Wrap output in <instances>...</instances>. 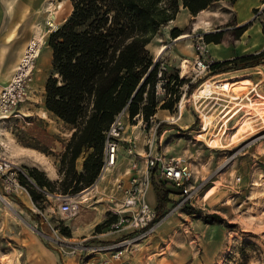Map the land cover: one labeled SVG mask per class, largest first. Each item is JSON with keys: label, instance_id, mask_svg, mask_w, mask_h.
Instances as JSON below:
<instances>
[{"label": "rangeland", "instance_id": "374dc122", "mask_svg": "<svg viewBox=\"0 0 264 264\" xmlns=\"http://www.w3.org/2000/svg\"><path fill=\"white\" fill-rule=\"evenodd\" d=\"M21 3L25 7L26 44L36 31L42 34L43 42L34 58V69L26 80L25 98L14 111L17 116L0 119V154L17 164L20 175L28 180L29 169L35 168L47 177L46 170L50 166L57 174L55 180H59L62 177L58 172L60 155L72 130L44 108V84L51 74V49L47 45V36L68 16L71 7L68 0H21ZM242 14L243 11H239V16ZM248 24L252 25L251 36H255L254 25H257L258 33L264 37V1L257 11H253ZM172 25L179 27L180 34L169 39L165 34ZM239 27L230 4L216 0L195 16L189 13L182 21L174 24L169 21L159 28L147 46L154 60L161 61L167 75L176 73L179 79L187 80L179 87L180 96L170 109L157 107L146 125V136L157 144L158 151L166 159H183L195 173L196 180L203 183L204 190L207 189L206 201L192 210L199 212L185 210L144 236L129 234L127 238L131 240L122 256L113 259L110 252L98 249L122 238L121 232H112L105 226L99 231L105 234L101 240L90 237L95 235L94 232L88 237L70 238L66 222L71 218H66L58 209V203L66 193L55 190L34 202L26 187V191L18 190L11 195H6L0 187V196L8 203L5 205L0 199V264H35V260L39 264L51 260L53 264H85V261H88L87 264H264V65L210 70L206 76L210 80L194 94L195 106L201 104L202 107L214 100L202 99L201 88L205 96L213 95L215 90L226 91L224 89L241 85L245 87V91L240 93L243 97L250 91L246 90L249 86L258 84L257 90L262 93H259V102L254 106H242L244 110L253 109L252 113L246 117L242 111L237 114L228 124L232 127L222 132L221 139V132L216 130L222 106H229L228 103L219 101L220 105H213L214 102L207 105L206 108L212 106L210 112L216 109L213 115L216 118L209 131H203L205 134L202 135L200 120L187 99L203 79H194L189 70L190 64L183 75L177 62L173 60L169 63V55L155 58L152 52L163 44L168 50L184 47L192 53V62L195 58L193 45L203 39L204 34L221 33L220 41L233 43ZM182 35L186 37L179 39ZM240 48H216L212 45L208 57L214 60L212 52L217 57L226 55L228 51L239 52ZM261 50L257 48L253 53ZM164 82L159 81V86L155 88L156 96L161 99L170 96L168 92L172 85L169 82L164 88ZM218 82L225 84L216 85ZM3 84L0 83V89ZM189 85H194L190 91ZM183 94L182 103L185 106L178 114ZM199 96L200 102L196 103ZM249 96H253V92ZM257 107L259 112L262 110L260 113L256 111ZM203 116L208 125L212 114ZM245 119L248 124L241 133L243 129L239 126ZM211 132L218 133L210 135ZM87 151L82 155H86ZM151 191L152 197L150 199L149 193L147 199L152 205L155 197ZM66 233L70 236L67 237ZM116 234L119 236L108 238ZM27 249L30 252L35 250V253L30 254ZM96 255L104 257L93 258Z\"/></svg>", "mask_w": 264, "mask_h": 264}, {"label": "trees", "instance_id": "16d2710c", "mask_svg": "<svg viewBox=\"0 0 264 264\" xmlns=\"http://www.w3.org/2000/svg\"><path fill=\"white\" fill-rule=\"evenodd\" d=\"M214 1L68 0V16L47 36L51 74L44 84V108L72 131L60 155L61 179L50 180L35 168L28 170L30 180L20 175V183L32 201L55 190L73 195L94 181L102 162L104 132L121 110L125 108L130 119L139 114L148 123L158 106H173L180 96L179 87L187 80L179 79L176 73L167 75L147 46L159 28L175 18L180 5L195 16ZM247 27L248 24L240 26L236 36ZM170 34L176 37L180 30L173 28ZM220 40L221 33L203 35L206 44ZM259 64L264 65V47L257 53L213 61L210 70ZM161 80H165L164 88L172 82L166 99L155 94ZM193 87L189 85L188 90ZM86 149L89 151L78 171L76 161ZM165 201L158 196L157 208ZM109 222L110 219L97 225L95 231Z\"/></svg>", "mask_w": 264, "mask_h": 264}, {"label": "built area", "instance_id": "2783aa9c", "mask_svg": "<svg viewBox=\"0 0 264 264\" xmlns=\"http://www.w3.org/2000/svg\"><path fill=\"white\" fill-rule=\"evenodd\" d=\"M193 50L195 58L190 63L189 70L194 79H203L200 82L202 83L210 79L206 76L214 60L208 57L207 44L203 39L195 42ZM161 68L164 69V67ZM27 78L28 75L23 74L22 69L19 68L13 72L8 84L1 88L0 119L17 116V112L14 111L25 98ZM215 81L218 80H212V82ZM158 86L159 83L156 87ZM250 92L252 91L250 90L246 95L249 96ZM246 95L239 100L246 98ZM184 96L183 94L180 99L178 114L185 106V103H182ZM200 99L198 97L196 103H199ZM190 102L200 120L202 130L203 114L214 115L216 110L210 112L212 106L206 108L207 105L210 102H214L213 105L217 103L209 101L202 107H200L201 104L196 107L192 98ZM224 110L225 112L222 113ZM230 110L231 108L227 105L222 106L220 111L222 120L220 119L216 131L226 132L231 128L228 124L234 117L235 109L223 118ZM215 118L216 116L212 122ZM146 125L147 123L139 114L130 119L125 108L115 115L104 132L102 162L96 178L83 190L73 195L67 194L58 203L60 213L66 218L75 217L81 205L93 210H96L98 205H103L104 220L110 219L106 227L112 232H121L122 238L98 250L110 252L113 259H119L122 256L131 240L127 238L129 234L137 236L149 234L171 217L188 209L195 210L206 201L203 183L196 180L195 173L183 159H166L158 151L157 144L150 139V136H146ZM141 136H143L142 141ZM120 153L129 159L128 167L122 173L117 170ZM19 177L18 165L0 154V187L6 195L16 194L18 190L26 191ZM151 189L156 200L158 196L160 200H166L162 208H157V204L148 203L147 195ZM87 262L85 261V264Z\"/></svg>", "mask_w": 264, "mask_h": 264}, {"label": "crops", "instance_id": "0c3cea01", "mask_svg": "<svg viewBox=\"0 0 264 264\" xmlns=\"http://www.w3.org/2000/svg\"><path fill=\"white\" fill-rule=\"evenodd\" d=\"M226 3L228 2L231 6V9L235 15L236 22L238 26H242L244 24H248L250 20L252 19V14L254 9L259 8L264 0H224ZM239 11H243V14L239 16ZM25 7L24 3H21V0H0V83H4L3 85L7 84L9 81L14 67L16 63L18 62V59L20 55L22 54L25 46H26V32H25ZM186 16H189V11L186 8L180 7L179 11L177 12L175 18L171 20V23H175L178 20L182 21L186 18ZM168 26V25H167ZM170 26V25H169ZM256 26L255 29V36H251L250 32L252 30V25L248 24V27L237 37L233 40V43L228 42V40L220 41L219 43H209L207 44L208 50L210 51V46L214 45V47H242L240 48L239 52L228 51L226 55L223 56H215L212 52V56L214 60H227L233 57L240 56L241 54L246 53H253L255 50L263 48L264 47V37L261 34L258 33L259 26ZM166 27V26H165ZM170 29L166 30V36L171 39V30L173 28H179L176 25H172V27H169ZM174 38V37H173ZM164 45V44H163ZM158 47L156 48V51H152L154 53V57H162L164 55H169V63L170 61L177 62V66L181 68V63L184 59L189 61L190 64V58L192 56V53L188 51L187 49H184V47H173L172 50H168L167 47L163 49V51L159 52ZM180 64V66H179ZM219 81V80H218ZM229 81V80H226ZM225 84V83H224ZM223 83L218 82L216 85L224 86ZM255 86H249L246 90H251L253 92V96H247L243 100H239L242 98L240 96V93L245 91V87L241 85H235L230 87V89H224L226 91H218L215 90L213 95H219L225 97V100L229 102V108L235 109V112L233 116L235 117L239 112H244L243 116L246 117V113L244 108L245 105H251L254 106L256 102H259V91L257 90L258 84H254ZM224 88V87H223ZM223 90V89H222ZM236 92L238 94L236 95ZM249 92V91H248ZM262 94V93H260ZM264 95V94H263ZM262 97V96H261ZM221 98V97H220ZM224 99V98H222ZM248 112L252 113V110H247ZM233 117V118H234ZM232 118V119H233ZM248 117L247 119H249ZM230 119V118H229ZM242 122V121H241ZM241 125V124H240ZM240 127V126H239ZM237 131V130H236ZM221 132V130L219 131ZM205 134V133H204ZM202 133V135H204ZM207 134V133H206ZM223 133L221 132V139ZM123 153H120V156L118 158V164H117V170L119 172H123L127 169L129 159L122 155ZM85 155H81L77 161H76V168L78 171L81 170L82 161ZM47 177L50 180H55L57 178V174L55 172V169L53 166H50L47 170ZM126 177V176H125ZM126 179V178H125ZM150 199L152 197V191L150 192ZM148 193V194H149ZM149 196V195H147ZM155 200L152 203V205H155L157 203L156 196L154 195ZM103 205H98L96 210L82 207L81 211L79 212V217H73L69 219L66 222V226L69 228L71 237L70 238H77V237H88L92 235L94 232L95 235L90 236L95 240H101V238H105L104 233H99V231H95V227L97 225H100L104 221V212L102 209ZM102 229V228H101ZM103 230V229H102ZM119 234L111 235L108 238H116ZM28 250V249H27ZM29 251V250H28ZM29 253L34 254L35 250H32V252L29 251ZM104 255H96L93 258L100 259ZM35 257V256H34ZM38 257V256H37ZM36 258V257H35ZM35 264H39L37 260H35ZM46 264H53V261L51 260L49 263ZM106 264H112V263H106Z\"/></svg>", "mask_w": 264, "mask_h": 264}, {"label": "bare ground", "instance_id": "6f19581e", "mask_svg": "<svg viewBox=\"0 0 264 264\" xmlns=\"http://www.w3.org/2000/svg\"><path fill=\"white\" fill-rule=\"evenodd\" d=\"M182 37H186V36H184V35H182V36H180L179 37V39H181ZM42 42H43V36H42V34L39 32V31H36V33L28 40V42H27V44H26V46H25V48H24V50H23V52H22V54L20 55V57H19V59H18V62L16 63V65H15V67H14V70H13V72L15 71V70H17V69H19V68H21L22 69V72H23V74H25V75H30L31 73H32V71H33V69H34V58L36 57V54H37V52L39 51V49L41 48V46H42ZM165 47H164V45H161L160 47H159V52H161V51H163V49H164ZM23 61V62H22ZM21 63H24V65H21L20 66V64ZM191 63V62H190ZM188 65H189V61L188 60H186V59H184L183 61H182V63H181V68H180V70H182V73H183V75L185 74V73H187V71H186V69H187V67H188ZM13 74V73H12ZM11 78H12V75H11V77H10V80H11ZM210 79H206L205 81H203L202 83H200L197 87H196V89L191 93V95H190V98L189 99H187L188 101H190V99L192 98L193 99V103H194V98H193V96H194V94L196 93V91H198V88L200 87V86H202V84H205L206 83V81H209ZM9 82V81H8ZM8 82H7V84H8ZM6 84V85H7ZM207 85V84H206ZM1 90V89H0ZM204 90H203V88H201V95H203V97H202V99L203 98H205V99H212V100H214L217 104H219L218 102L219 101H223V102H225V103H228L229 104V102L227 101V100H225V99H222V98H220L219 97V95H212L211 93L210 94H205V96H204ZM200 97V96H199ZM195 102H197V100H195ZM228 107V106H227ZM233 109V108H232ZM232 109L229 111V112H227L225 115H224V117L223 118H226L229 114H230V112L232 111ZM259 110H260V108H258L257 107V109H256V111L258 112V113H260L259 112ZM225 112V110L222 112V113H224ZM240 113V112H239ZM238 113V114H239ZM245 113H246V115H250L251 113L250 112H248L247 110L245 111ZM203 115H205V114H203ZM209 115H211V114H209ZM220 117V116H219ZM203 118V121H204V123H203V128H202V130H201V133L204 131V132H208L209 130L208 129H210V125H212V120H213V118H214V116L212 115V119H211V121H210V123L207 125V124H205L206 122H205V120H204V116L202 117ZM221 119V118H220ZM220 119H219V121H220ZM233 120V119H232ZM231 120V121H232ZM230 121V122H231ZM230 124V123H229ZM246 124H248V122H246V119L245 120H243L242 122H241V125H240V129L242 130L243 129V131L241 132V133H243L246 129ZM231 127H232V125H231ZM220 131V130H219ZM218 131V132H219ZM217 132V133H218ZM212 133H215V134H217L216 132H211L210 133V135L212 134ZM207 190V189H206ZM206 190H205V194H206ZM0 199L2 200V201H4V204L5 205H8V203H7V201H6V199L3 197V196H0ZM86 208H89V207H86ZM80 212V211H79ZM78 217H79V215H78Z\"/></svg>", "mask_w": 264, "mask_h": 264}]
</instances>
